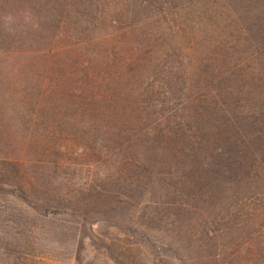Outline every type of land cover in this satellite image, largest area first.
<instances>
[{
    "label": "rangeland",
    "instance_id": "374dc122",
    "mask_svg": "<svg viewBox=\"0 0 264 264\" xmlns=\"http://www.w3.org/2000/svg\"><path fill=\"white\" fill-rule=\"evenodd\" d=\"M165 4L179 5L169 0ZM171 16L173 22L175 18L176 22L180 21L175 11L166 17L171 21ZM238 23L240 31L237 32L235 25L236 29L232 27L236 42L224 46L236 47L233 54L240 64L237 71L241 79L230 80L224 72L210 76L208 79L215 87L202 86L196 97L189 100L179 92L165 93L163 85L150 87L147 95L154 112L139 132L140 137L146 132L143 138L155 145L154 150H160L162 155L158 156L159 162L147 161L153 165L149 169L156 171L157 176L149 179L147 175H140L135 179L142 183L139 195L129 192L127 177L119 176L121 180H115L107 176L121 156L108 160L110 167L105 171L101 166L105 168L106 155L98 145L92 144L83 150L76 141L48 135L52 144L41 146L42 142L33 140L34 136L37 138L35 134L24 131L49 130L42 116L32 120V124L26 120L25 124H20L23 132L18 136L23 144L10 150L19 156V178L11 174L12 167L4 166L12 165L11 160L0 156V264H226L232 249L237 248L241 256L246 255L244 248L253 244L257 232L261 234L264 230V193L260 194L264 192V105L253 98V90L258 94L261 91L255 85L256 75L261 71L254 68L264 55V49L259 46L264 30L257 27L255 17ZM199 35L195 28L193 34H188L187 41L198 43L202 39ZM258 35L259 39H254ZM194 49L185 50L190 60L171 57L170 63L175 66L172 72L180 75V68L191 67V52L198 56L197 44ZM16 68L25 69L5 68L2 84L11 91L16 90L18 101L14 107L22 109L20 119L40 114L39 109L45 105L43 97L28 96L30 105L25 107L19 96V89L26 91L21 82L24 79ZM29 74L27 70V84L32 79ZM58 103L65 105L62 100ZM62 112L65 115V110L59 114ZM75 117H65L70 129L76 127ZM52 130L57 133L55 127ZM191 136L196 145L192 148ZM236 136L243 140L235 142ZM181 139L183 141L177 143ZM131 144V141L124 144L126 148L121 150V155H131L128 149ZM227 146L235 150L236 156L239 154L237 164L242 167L235 165L237 173H222L223 168H214L212 162L223 163L217 158H211L209 165L201 166L200 161L197 164L200 169H215L212 182H204L191 173V150L201 152L200 148H204L216 157L215 150ZM181 148L184 150L180 151ZM0 152H3L1 145ZM96 156L101 159L99 164ZM40 160L44 163L56 160L65 165L66 171L55 175V181L50 183L53 188L56 183L61 184L55 189L57 200L65 190L78 192L75 195L80 196L79 205H69L70 209L64 204L57 205L53 214H41L32 208L43 204V176L40 168H35ZM129 164L133 168V163ZM33 169H37L34 177ZM45 169L52 171L49 165ZM100 177L110 185L101 186ZM196 182L207 187L221 182L225 187L222 190L209 187L216 191L205 192L199 185L195 186ZM85 184L94 188L93 195L97 192L102 198L97 199V193L93 198L87 196ZM105 189H108L106 194ZM97 202H104L112 210H100ZM178 205L188 207L176 209ZM204 230L209 232L210 239L202 234Z\"/></svg>",
    "mask_w": 264,
    "mask_h": 264
},
{
    "label": "trees",
    "instance_id": "16d2710c",
    "mask_svg": "<svg viewBox=\"0 0 264 264\" xmlns=\"http://www.w3.org/2000/svg\"><path fill=\"white\" fill-rule=\"evenodd\" d=\"M132 1L0 0V145L3 150L0 156L11 160L12 165L4 166L12 167V175L18 178L21 175L17 169L19 156L10 151L15 150L17 144H23L18 136L23 132L20 124H25V120L32 124V120L42 116V122L50 126L49 130L24 131L36 135L37 138L34 136L33 140L42 142L38 146L52 144L51 138L56 135L76 141L83 150L92 144L98 145L106 155V162L103 161L105 168L101 166L105 171L110 167L108 160L121 156L107 176L111 179L115 177V180H121L119 176L127 177L129 192L141 194L142 183L135 179L140 175H147L149 179L157 176V172H152L149 167H153L152 162H159L158 156L162 155L160 150H154L155 145L143 138L146 132L142 137L139 132L145 120H149L154 112L147 95L150 87L153 84L163 85L165 93L173 95L179 92L185 100H189L196 97L200 87H215L208 79L210 76L224 72L230 80L241 79L237 71L240 64L233 54L236 47H226L224 44L236 42L232 37L235 35L232 27L235 25L237 32L240 31V20L255 17L257 27L264 30V0H169L179 5L165 4L168 0ZM173 11L179 22H176V18L173 22L172 16L171 21L167 19L166 16ZM195 28L202 37L198 43L196 40L187 41L188 34H193ZM254 39H259V35ZM183 40L187 41L184 45L181 44ZM259 40V46L264 49V35ZM195 44L198 46V56L191 52V61H195V64L192 62L191 67L180 68V75L172 72L175 66L170 63L171 57L190 60L185 50L194 49ZM14 65L25 68H16L24 79L21 82L26 91L19 89V96L25 102V107L30 105L28 96L41 95L45 99L42 98L45 105L39 109L40 114L20 119L19 111L22 109L14 107L15 101H18L16 90L11 91L2 84L5 68ZM254 69L261 71L256 75L255 84L261 91L258 94L253 90V98L264 105V55ZM27 70H30L32 78L28 84ZM61 100L64 107L58 103ZM61 110H65V115L63 112L59 114ZM73 116H77L76 127L70 129L65 117ZM53 127L57 133L52 130ZM239 140L243 138L236 136L235 142ZM129 141L132 142L128 148L131 155L123 156L121 150L126 148L124 144ZM192 141L191 136V148L196 146ZM53 143L56 144V141ZM200 149L201 152L191 150V173L204 182H212V174L216 171L200 169L197 166L199 161L204 166L209 165L211 158H217L223 163L211 164L217 170L223 168L222 173L235 174L236 166L242 167L240 163L237 164L239 154L236 156L231 147L217 148L214 152L216 157L210 151ZM96 157L99 164L101 159ZM149 159L151 163L147 162ZM49 161L44 163L40 160L35 165L43 176V204L40 208H32L41 214L55 213L57 205L64 204L65 208L70 209L69 205H79L80 199L75 195L78 192L65 190L62 198L57 200L56 190L61 184L56 183L53 188L51 183L55 181V175H61L66 169L61 161ZM129 163H133V168ZM46 165L51 166V172L46 171ZM36 170L33 169V177ZM98 180H101V186L110 185L103 177ZM198 185L196 182L195 186ZM213 185L209 187L217 190L225 187L221 182ZM84 186H88L84 187L89 192L87 196L93 198L97 192L93 195L94 188L87 184ZM191 187L195 188L192 184ZM199 187L205 192L216 191L206 185ZM106 192L108 189L104 190V194ZM263 193L261 191L260 194ZM96 198L101 199L102 196L97 193ZM120 201L116 200L117 203ZM97 203L100 210H112L104 202ZM182 207L188 206L178 205L176 209ZM202 234L210 239L207 230ZM256 235L251 242L253 244L244 248L245 256H241L237 248L232 249L226 264H264V230Z\"/></svg>",
    "mask_w": 264,
    "mask_h": 264
}]
</instances>
